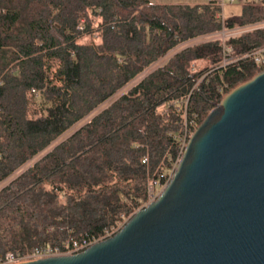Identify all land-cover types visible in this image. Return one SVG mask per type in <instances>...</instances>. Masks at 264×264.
<instances>
[{
  "label": "trees",
  "instance_id": "obj_1",
  "mask_svg": "<svg viewBox=\"0 0 264 264\" xmlns=\"http://www.w3.org/2000/svg\"><path fill=\"white\" fill-rule=\"evenodd\" d=\"M237 1L221 22L212 1L0 0V257L95 239L168 183L186 123L264 69L244 57L264 0Z\"/></svg>",
  "mask_w": 264,
  "mask_h": 264
},
{
  "label": "water",
  "instance_id": "obj_2",
  "mask_svg": "<svg viewBox=\"0 0 264 264\" xmlns=\"http://www.w3.org/2000/svg\"><path fill=\"white\" fill-rule=\"evenodd\" d=\"M14 264H264V69L210 110L158 198L116 234Z\"/></svg>",
  "mask_w": 264,
  "mask_h": 264
},
{
  "label": "built area",
  "instance_id": "obj_3",
  "mask_svg": "<svg viewBox=\"0 0 264 264\" xmlns=\"http://www.w3.org/2000/svg\"><path fill=\"white\" fill-rule=\"evenodd\" d=\"M210 1L214 2L216 5L220 7V11L218 12L217 17L221 22H224L225 16H226L224 12V6L226 4H234L237 2V0H210ZM83 22L84 21H82L81 24H83ZM222 31L224 33L226 32L225 35L227 36L240 32L239 29L222 30ZM96 35L98 36L99 34L96 33ZM99 39L100 37L98 36L96 41H98ZM244 57H249L253 59L256 63L264 67V46L252 49L251 51L247 52L244 55ZM234 60H235V57L231 55V48L229 46H226L223 65L229 64L233 62ZM196 63H197L196 61L192 63V67L195 70V72H198L196 70V65H195ZM198 125L199 124L197 123L196 119H192L191 121L186 123L185 134L182 138L183 139V150L188 142L190 135L193 133V131L196 129ZM155 199H156V195L151 190L150 200L148 203L154 201ZM128 219L129 218L121 220L117 225L106 229L102 235H100L99 237L95 239L83 238L81 240H73V241L67 240V242L64 244L66 247L65 250H61L59 246L41 245V246L29 247L26 249L25 252H17V253L8 252L4 256L0 257V264H14V263L24 261V260L41 259V258H47V257H52V256H58V255H71V254L79 253L87 249L92 244L102 241L116 234L120 229L123 228V226L128 221Z\"/></svg>",
  "mask_w": 264,
  "mask_h": 264
},
{
  "label": "rangeland",
  "instance_id": "obj_4",
  "mask_svg": "<svg viewBox=\"0 0 264 264\" xmlns=\"http://www.w3.org/2000/svg\"><path fill=\"white\" fill-rule=\"evenodd\" d=\"M151 1L153 3L154 2H158V3H174V4H202V3H206V2H208L210 0H151ZM250 1H254V0H250ZM240 11H241V4L238 1L236 3H234V4H226L224 6L225 15H229V14H233V13H239ZM98 20L99 19H97L96 21H98ZM251 27L252 26H249L246 29H249ZM225 34H226V32L224 33L223 31H221V32L216 33V34H214L212 36H209V38H211V37H220V38H223L224 39V38L227 37V35H225ZM206 38L207 37L197 38V39L192 40L190 42L191 43H195L197 41H201V40H204ZM88 40H89V38L83 39L82 41L86 42ZM166 60L167 59L165 58L162 62L159 63V65H162L164 62H166ZM195 65H196V70L197 71H202V70L207 69V67H209L210 63L208 61L201 60V61H198ZM190 69H191L190 72H193V73L195 72V70L193 69V67H191ZM164 187H165V185L163 187H159L157 189H154V187H152L151 190L156 195V199L161 194V192H162V190H163Z\"/></svg>",
  "mask_w": 264,
  "mask_h": 264
},
{
  "label": "crops",
  "instance_id": "obj_5",
  "mask_svg": "<svg viewBox=\"0 0 264 264\" xmlns=\"http://www.w3.org/2000/svg\"><path fill=\"white\" fill-rule=\"evenodd\" d=\"M154 3H158V2H154ZM202 59H200V60H196V62H198V61H201ZM205 61H207V60H205Z\"/></svg>",
  "mask_w": 264,
  "mask_h": 264
}]
</instances>
